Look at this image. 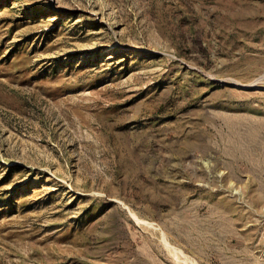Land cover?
Returning <instances> with one entry per match:
<instances>
[{"label": "rangeland", "instance_id": "374dc122", "mask_svg": "<svg viewBox=\"0 0 264 264\" xmlns=\"http://www.w3.org/2000/svg\"><path fill=\"white\" fill-rule=\"evenodd\" d=\"M0 264H264V0H0Z\"/></svg>", "mask_w": 264, "mask_h": 264}]
</instances>
